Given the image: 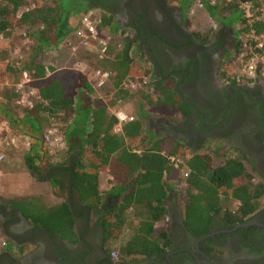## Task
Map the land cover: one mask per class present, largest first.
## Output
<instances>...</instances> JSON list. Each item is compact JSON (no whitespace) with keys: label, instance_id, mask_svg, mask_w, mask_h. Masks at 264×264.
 Here are the masks:
<instances>
[{"label":"trees","instance_id":"16d2710c","mask_svg":"<svg viewBox=\"0 0 264 264\" xmlns=\"http://www.w3.org/2000/svg\"><path fill=\"white\" fill-rule=\"evenodd\" d=\"M110 1L113 2L32 0L30 6L26 0H0V34L4 38H10L14 30L27 28L25 31L32 41L29 49L22 52L19 65L15 66L11 59L4 64L0 74L3 78L11 76L12 80H16L21 70L31 73L30 84L36 88L38 97H32L28 107H15L24 115L25 134L41 144L44 156L48 152L42 143L43 129L54 122L61 131L65 146L62 150L49 152L55 153L52 160L45 158L47 156L39 160L41 155L31 152V147L22 153L23 163L30 174L47 163L65 164L75 154L72 179L80 199L90 209L100 206L97 180L100 170L108 166L111 173L120 180L113 190L114 193L123 194L119 212L129 209L130 212L128 216L125 214L117 217L116 223L121 226L126 222L131 224L127 239L116 247L117 261L121 262L127 256L159 255L169 247L171 240L167 227L163 224L166 216L164 200L168 189H172L173 185L166 180L180 182L179 176L182 178V173L188 171L181 187L173 190L178 199L177 206H180L181 224L193 237L210 232L214 222L220 223L217 228L226 229L248 221L251 218L248 216L255 213L264 202V184L251 183L252 175L246 171L237 154L226 157L221 164L213 167L207 153L193 152L184 155L179 151L169 150V154L182 160L178 167L172 166L166 154L160 150L164 139L151 142L150 136L144 134L139 117L123 122L120 131H115L116 117L109 112L106 102L94 98L92 86L83 73L74 68L57 70L45 65L43 52L65 42L64 39L76 28L78 20L88 9L94 8L100 14L103 27L110 26L109 31L117 29L118 21L114 17ZM166 1L179 5L182 13L189 4V0ZM241 1H249L255 7H264V0H218L214 4L206 3L204 10L208 16L227 24L238 23L241 30L246 31L248 27L244 25L238 8ZM185 20L187 26L192 24L188 18L185 17ZM251 28L255 34L264 33V21H254ZM121 31L119 49L112 57H109L111 51L106 50V57L96 63L107 71L110 78L114 77V88H117L121 79L133 77L140 69L138 78L147 76L149 83H143L146 88L143 92H138V96L159 113L174 115L182 112L181 109L186 105L172 86L153 79L150 67L143 62L142 54L134 50L135 38L131 36L132 33L123 29ZM194 31L197 33L198 30ZM238 32L239 29L236 35ZM235 46L234 56L238 52V41ZM137 53L140 58H132ZM234 56L223 67L228 79L233 72ZM118 92L126 94L123 89H118ZM0 97L7 102L13 95L2 88ZM162 106L164 111L160 109ZM4 201L30 222L51 233L59 235L55 230L65 228L64 226H68L70 232L71 216L63 204L50 205L37 196L29 195ZM229 201L235 202V206L228 207L226 203ZM56 221L58 223L55 226L53 224ZM112 228L109 227V231ZM108 239L106 249L110 254L111 244L116 239Z\"/></svg>","mask_w":264,"mask_h":264},{"label":"flooded vegetation","instance_id":"af4514ba","mask_svg":"<svg viewBox=\"0 0 264 264\" xmlns=\"http://www.w3.org/2000/svg\"><path fill=\"white\" fill-rule=\"evenodd\" d=\"M110 3L118 26L131 31L150 60L153 79L170 84L186 105L182 112L169 117L136 116L143 123L144 134L153 139L163 138L170 151L184 155L207 153L212 162L220 159L223 162L232 153L237 154L252 175L251 183L264 184V85L232 82L223 72L237 43L235 23L216 19L211 31H201L187 26L179 5L166 0H113ZM139 56L137 53L135 59ZM145 77V82L149 83ZM74 156L72 154L65 164L47 163L39 168L41 179L48 178L49 183H53V190H49L53 198L65 199L55 201L54 205L67 207L70 228L75 235L69 242L56 239L57 234L46 230L48 233L42 237L39 253L41 258L53 259L55 264H264V202L248 216L252 224L223 232L225 228H217L220 223L214 222L210 231L213 234L197 240L201 236L193 237L181 224L174 186L168 189L164 200L163 224L171 240L169 247L159 255H134L126 262H118L107 253L109 239L103 233V220L105 216L117 215L122 202L116 196L102 194L100 206L90 209L80 199L72 179ZM187 172L185 170V175ZM34 176L40 178L37 174ZM21 217L18 210L0 197V229L6 240L0 246V264H26V258L10 259L8 251L3 250L7 239L14 243L25 239L28 230ZM61 230L66 228L56 232ZM51 240L56 243L54 255H49Z\"/></svg>","mask_w":264,"mask_h":264},{"label":"rangeland","instance_id":"374dc122","mask_svg":"<svg viewBox=\"0 0 264 264\" xmlns=\"http://www.w3.org/2000/svg\"><path fill=\"white\" fill-rule=\"evenodd\" d=\"M214 1L216 2L218 0H214ZM193 3H195V0H193L192 4L186 7V9H184V12L182 13L184 17L188 18V21L192 23L190 27L191 28L196 27V29L200 28L201 31L205 29L211 31V29L216 26L215 25L216 19L214 17L208 16L204 10L194 8ZM79 21L76 24V28L79 25ZM107 27H109L110 29V26L107 25ZM76 28L69 33L65 42L58 44L56 47L52 49V51L46 50L45 52H43L45 65H50V63H47L48 62L47 60H49V58L52 61L61 62L64 59L68 58L69 55H75V54H81V53L82 55L84 54L83 49H81L80 51L78 50L79 47H83V46L79 44V40L76 35ZM26 29L27 28H25V30ZM121 29H123V31L125 32L131 33V31H129L127 28H122L118 26L117 29L113 31L110 30L108 34L102 32V35L105 34L104 36L106 37L99 35L100 37H103L102 39H104L106 43L108 41V44H106V50L111 51L109 52L110 53L109 57H112V54H114L115 51L119 49V46H120L119 41L122 35ZM16 30H15L16 32L14 31L15 33L14 32L12 33V36L10 38H7L9 40L8 41L9 45H12L13 42L16 41V38L19 36V34L22 31L21 29H16ZM91 48H87V49H91ZM92 50L94 52L91 55V58H90L91 60L87 61V65L86 66L78 65V66L83 71H85L86 77L89 79L91 83H93L97 91L96 95L102 97L103 99H105L106 102H108L110 113L113 114L116 112H120L132 118L136 116H140V115H147V114L149 115L150 106L147 105L144 102V100L141 99L140 96H138L137 94L140 91L143 92L144 89L146 88L145 86L143 87V83H146L145 82L146 77L144 78L142 77V79L138 78L139 77L138 75L141 72V70L138 69V72L136 71L135 74L132 75L133 77L128 76V77H125L124 79H121V81L118 83L116 90L113 88L114 87L113 80H115L114 77L110 78L107 75L108 83L98 84L97 82L98 78L95 76V71L98 70L100 72H105V73H107V71L104 70L103 67L97 65L96 63L97 61H99V59H103L104 57H106V55L105 56L102 55V57L99 58L98 50L95 48H93ZM134 50H138V52L142 54L141 56H142L143 62H145L150 67V73H151L150 75H152L151 70L153 69V66H151L150 60L148 59L147 55L142 50V47L137 44V41L135 42ZM135 55L133 54L132 58L135 59L136 58ZM234 61H235V58H234ZM157 68L159 69V67ZM235 69H236L235 66H233V73ZM0 71H1V68H0ZM90 71H91V75L94 76V78L92 77V79L89 78ZM2 80H3V77H2ZM118 89L125 90L126 94H122L118 92ZM1 111L3 112V114L0 113L1 114L0 115V138L8 140V141H10V139H14V143H15L14 146L13 144H10V146L4 147L5 156H4V159L0 162V172H1L0 173V197H2V199L4 200H7L13 197L27 196V193H29L30 191H33L32 189L34 187H39L38 185L41 183L37 184V182L33 180V177L26 170V167L22 160V153L25 151L24 137L26 136L28 137V135H26L24 132L25 130L24 124L17 123L15 125L4 127V124L1 123V119L7 113L3 110ZM13 111H12L13 113L15 112L21 113L20 109H17L16 107H14ZM50 124H48L46 127L50 126ZM54 124H56L57 127H59L57 123H54ZM29 141L31 143L30 144L31 149L30 147L28 149H30L31 152H36L37 154L39 153V155H41V159L39 160L44 159L45 156H47L45 158H48V160H52L53 158H55L54 157L55 153L53 154L48 153L49 155L46 154L44 156L42 153L43 147L41 146V144L38 143L37 140L33 141L32 139L29 138ZM162 144L163 145L160 147L161 152L166 155L169 154L168 153L169 150H168L167 145L165 144V141ZM64 146L65 145H63L61 148H58V149L62 150ZM231 155L235 156L236 154L232 153ZM180 160L181 159L179 158V162L181 163L182 160L181 161ZM221 162H222L221 159L213 160L212 165H217ZM179 177H180V182H178L177 180H173V181L166 180V182L171 183L176 189H179L182 183V178L181 176ZM45 185L49 186V182H45ZM226 204L228 207L232 208L235 206L236 203L233 201H229ZM104 221L106 225L113 222L111 216H106ZM122 233L123 234H122L121 239L115 240L111 244V252L115 254H116V247L124 243L128 235L130 234V228H128L127 230L124 229ZM0 240L4 241L1 229H0ZM127 260L128 259L125 258L123 261L126 262Z\"/></svg>","mask_w":264,"mask_h":264},{"label":"built area","instance_id":"2783aa9c","mask_svg":"<svg viewBox=\"0 0 264 264\" xmlns=\"http://www.w3.org/2000/svg\"><path fill=\"white\" fill-rule=\"evenodd\" d=\"M27 3L32 5V0H26ZM193 0H189V4H192ZM214 4V0H195L194 8L205 9V4ZM238 8L241 10L242 17L244 20V25L248 27L246 31L241 30L238 23L236 24V30L239 29L237 34V41L239 42L238 52L235 54L233 63L235 66L234 73L230 75V79H233L237 83L244 82L245 84H250L261 73L264 74V33L255 34L251 25L256 20L264 21V7H255L249 1H241L238 3ZM205 11V10H204ZM20 12V11H19ZM19 14V13H18ZM21 33L16 38V41L12 45H8L6 49V55L4 56V62L8 63L11 59L14 60V65H19V60L22 57V52L29 49L32 41L30 40L25 29H21ZM105 31V32H104ZM103 33L108 34V27H103L100 21V14L94 9H88L80 18L79 25L76 28V35L79 40V44L85 48H95L98 50V57L101 58L105 54L106 44L102 35ZM103 34L102 36H104ZM106 37V36H104ZM3 36L0 34V40ZM104 40V41H103ZM108 73L95 71V76L98 78V84L108 83L107 81ZM109 76V75H108ZM245 80V81H243ZM32 76L27 70H21L19 76L16 80H10L8 78H3L0 81L1 88H4L13 95L12 101L15 105L20 107H28L31 105V98H37V90L31 86ZM114 81V80H113ZM246 84V85H247ZM116 117L117 122L114 125L115 131H120L123 122L132 120V117L116 112L113 113ZM42 143L46 146L47 152H52L64 145V141L61 136L60 128L56 124L51 123L50 126L46 127L42 133ZM10 144L15 145L14 139L10 141L0 138V162L4 159V147L10 146ZM30 141L28 137H24V147L28 149L30 147ZM168 162L174 166L178 167L180 164L179 159L171 154L166 155ZM185 171L182 173V181L185 177ZM0 240V245H2ZM111 256L117 259V255L113 252L110 253Z\"/></svg>","mask_w":264,"mask_h":264},{"label":"crops","instance_id":"0c3cea01","mask_svg":"<svg viewBox=\"0 0 264 264\" xmlns=\"http://www.w3.org/2000/svg\"><path fill=\"white\" fill-rule=\"evenodd\" d=\"M236 24L237 23H235V28H236ZM11 36H12V34H11ZM67 37L64 39V41H66ZM8 41L9 40L7 38H4V37L2 38V40H0V68L1 69L4 66V64H6L3 59H4V56L6 55L7 46L9 45ZM81 49L84 50L83 55H82V53L81 54H75V55H69L68 58L64 59L61 62H58V61L55 62L49 58V60H47L48 61L47 63H50L49 66H51L52 68L57 69V70L63 69V68H74V69L80 71L81 73H83L85 75V71H83L81 68H79L78 65H80V66L85 65L86 66L87 61L91 60L90 58H91V55L93 54L94 51L92 50L93 48H91V49H87L84 47L78 48L79 51ZM49 51H52V49H50ZM2 77L3 76L0 74V79H2ZM92 77L94 78V76L91 75V71H90L89 72V78L92 79ZM6 78L12 80L11 76H7ZM87 80L90 83V85L92 86V89L94 91V98L106 102L105 99L96 95L97 91H96L93 83H91L88 78H87ZM243 81H245V80H243ZM257 82H261L264 85V74L263 73H261L254 80H252V82H250V84H247V83L246 84L252 85V84H255ZM242 83L245 84L244 82H242ZM114 89L116 90V88H114ZM1 90H2V88L0 86V92H1ZM152 97L154 98L155 96L152 95ZM106 104L108 105V102H106ZM15 106H17V105H15L13 103L12 98H10V100L6 102L3 98L0 97V109L7 113L5 116H3L4 119L3 118L1 119V123L4 124V127L15 125L17 123H22V124H24V126H26V121H25L24 115L22 113H18V112L13 113L14 112L13 109ZM108 109H109V105H108ZM160 109H161V111H164L163 106L160 107ZM1 110H0V113L3 114V112ZM109 112H110V110H109ZM169 112H170V110H169ZM150 116H159V117L168 116L169 117L172 115L159 113L158 110H156L154 107H152L150 105ZM142 126H143V123H142ZM153 138H154L153 136L150 137L151 142H154V141L161 139L158 136H157V139H153ZM162 143H161V146L163 145ZM198 153H202V152H198ZM37 163H39V161H37ZM211 163H212V161H211ZM40 167H42V166H39L36 170V174L40 178L35 177L34 174H30L28 172L33 177V180L35 182H37V184H39V183H41V184L38 185L39 187H34L32 189L33 191H30L29 193H27V195L37 196L43 202H46L50 205H53L55 201L59 202V201L63 200L64 198H62V196H58V199L53 198V196L49 192V190L51 188H52V190L54 188L53 183L50 182L49 186L45 185V182H49V181H48V178L41 179L40 169H39ZM74 170H75V168H73L72 171H74ZM97 180H98L99 194L101 196H103V195L106 196L107 194H110L111 197L116 196L120 200V202L123 201V194L122 193H114L113 192V190L116 188V186H118L117 184L120 183V180H118V178L114 174L111 173L108 166L98 172ZM52 194L55 195V192H52ZM83 202H85V201H83ZM177 202H178V199H177ZM171 204H172V202L169 201V205H171ZM178 207L180 208V206H178ZM129 212H130V209L125 211V212H119L117 215L116 214L108 215V216L113 217V219H112L113 222L108 224V225L105 224V221H104L105 219L103 220V233H104L105 238L112 237V238H115L116 240L121 239L122 234H123L122 233L123 230L124 229L127 230L128 228L131 229L130 223H128V222H126V224L124 223V225H122V226H121V224L116 223L117 217L125 216V214H126V216H128ZM21 218H22L21 220L24 222L23 223L24 227L28 230V233L25 235V239H23L17 243H14L13 241H10L9 239H7V241H8L7 246H5V248H3V250L8 251V255H9L10 259L21 260L22 257L26 258V260L24 262L26 264H55L53 259H45V258H41L39 256V253L41 252V249L43 246L42 237L45 236V234L47 235V233H48V231L46 232L47 229L30 222V220L24 216ZM53 225H55V224H53ZM62 226L63 225H61V227ZM64 227L66 228V230H61V232H57L59 235L55 236V238L56 239H62L64 241L67 240L69 242L73 241L75 235L73 233V230L71 229L72 227L70 228V232L67 229L68 226H64ZM109 227H113V228L109 231ZM116 234H117V237H115ZM2 236L5 240L3 233H2ZM55 252H56V243L51 240V250H49V255H54ZM135 256H140V255H135ZM131 257H133V256H127L126 259H130ZM5 264H12V263L9 262V263H5Z\"/></svg>","mask_w":264,"mask_h":264},{"label":"water","instance_id":"95a60500","mask_svg":"<svg viewBox=\"0 0 264 264\" xmlns=\"http://www.w3.org/2000/svg\"><path fill=\"white\" fill-rule=\"evenodd\" d=\"M32 172H33L34 175H36V171H35V170H33ZM249 224H252V222L247 221V222H244V223L236 224V225H234V226L231 227V228L223 229V230H221V231H223V232H229V231H232V230H234V229H236V228H238V227H245V226H247V225H249ZM212 234H213L212 232H208V233L202 235V236H201L200 238H198L197 240H200V239L206 238V237H208V236H211Z\"/></svg>","mask_w":264,"mask_h":264}]
</instances>
